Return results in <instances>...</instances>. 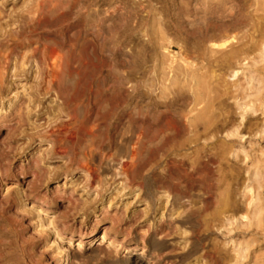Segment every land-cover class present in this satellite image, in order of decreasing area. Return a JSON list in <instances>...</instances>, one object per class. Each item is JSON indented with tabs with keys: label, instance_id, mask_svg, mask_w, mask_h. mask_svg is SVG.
<instances>
[{
	"label": "rangeland",
	"instance_id": "374dc122",
	"mask_svg": "<svg viewBox=\"0 0 264 264\" xmlns=\"http://www.w3.org/2000/svg\"><path fill=\"white\" fill-rule=\"evenodd\" d=\"M38 1L0 0V264H264V0Z\"/></svg>",
	"mask_w": 264,
	"mask_h": 264
},
{
	"label": "bare ground",
	"instance_id": "6f19581e",
	"mask_svg": "<svg viewBox=\"0 0 264 264\" xmlns=\"http://www.w3.org/2000/svg\"><path fill=\"white\" fill-rule=\"evenodd\" d=\"M51 0H39L38 1V9L37 11L43 12L46 9V6L50 4ZM49 8V7H48ZM24 24V23H23ZM21 27V26H20ZM22 27L18 30V33L20 34V37L25 40V42L28 44L27 48H30V53L29 55H24L26 57L31 58H36L37 56H41V60L39 61V77H41L42 80H45L46 78H50L51 81L54 80H61L63 79V65L59 64V59L61 58V55L59 51L56 48H42L40 47L37 43H32V38L29 35H26V33L22 32ZM21 39V41H22ZM25 43V44H26ZM30 46V47H29ZM29 59V58H28ZM36 61V59H34ZM32 62V61H31ZM72 71V70H71ZM70 71V72H71ZM137 85V83H136ZM61 87V86H60ZM49 91L52 90V87H48ZM60 89V88H58ZM64 89V88H63ZM62 88L58 91V93L63 95V90ZM67 89V88H66ZM63 90V91H61ZM100 92V91H99ZM95 95V94H94ZM98 102V99L95 100ZM75 116V115H74ZM73 117V116H72ZM76 121V120H75ZM67 122V121H66ZM70 122V121H69ZM169 122V121H168ZM165 123V122H164ZM168 124V123H167ZM172 123H170L171 125ZM163 125V124H162ZM168 125V126H170ZM174 125V123H173ZM165 126V125H164ZM147 140V139H146ZM134 144V143H133ZM140 145V144H139ZM138 149V145L135 146V149L133 150L134 156L136 155V151ZM136 158V157H135ZM126 161V160H125ZM128 163L123 164V168L125 171H128L127 168ZM90 170V169H89ZM131 172V171H130Z\"/></svg>",
	"mask_w": 264,
	"mask_h": 264
}]
</instances>
